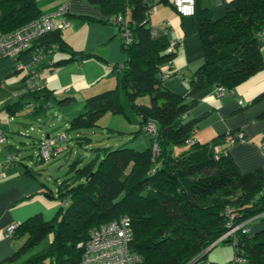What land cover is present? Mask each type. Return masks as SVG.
Segmentation results:
<instances>
[{"label":"trees","instance_id":"16d2710c","mask_svg":"<svg viewBox=\"0 0 264 264\" xmlns=\"http://www.w3.org/2000/svg\"><path fill=\"white\" fill-rule=\"evenodd\" d=\"M86 1L109 17L107 23L124 16L132 41L122 43L126 59L119 67L117 86L88 98L84 112L69 121L64 139L72 134L84 146L89 140L80 135L83 130L97 126L108 112L129 120L125 109L138 119L135 137L141 132L151 137L140 151L127 145L93 150L97 158L82 167L78 166L81 159L71 162L55 191L43 184L44 196L61 207L49 222L37 215L16 225L12 238H24L17 254L51 235L46 249L21 264H76L89 232L124 215L134 232L130 250L140 264H214L206 262L204 251L243 223L246 232L240 229L216 245L231 244L234 258L242 259L239 264H264V229L252 233L247 228L252 222H264V178L256 172L241 174L228 153L217 151L218 141L195 142L198 119L187 120L194 94L216 87L233 90L264 69V0H231L218 20L196 8L193 17L203 64L183 98L169 92L159 76L175 55L167 51L168 37H154L148 26L150 9L171 5V0ZM41 14L35 0H0V31L11 32ZM53 45L56 50L64 48L55 30L37 40L31 50ZM71 54L70 60H75L76 53ZM45 92L41 87L22 95L29 100L25 107H41L40 102L48 99ZM144 97L149 105L137 103ZM187 97L190 100L185 102ZM150 123L153 132L147 129ZM229 134L234 133H227L222 142H228ZM177 148L184 150L176 154Z\"/></svg>","mask_w":264,"mask_h":264},{"label":"crops","instance_id":"0c3cea01","mask_svg":"<svg viewBox=\"0 0 264 264\" xmlns=\"http://www.w3.org/2000/svg\"><path fill=\"white\" fill-rule=\"evenodd\" d=\"M230 1L196 0V8L207 11L214 20H218L226 14ZM35 2L43 14L65 6L67 12L62 19L68 22V27L57 29L61 19L55 21V31L59 32L64 48L55 50L42 61L43 72L39 81L48 99L40 102L41 107L26 108L24 103L29 100L15 96L25 84V72L18 66L28 63L36 49L20 60H0V137L6 140L0 143V172L4 173L0 178V264H8L12 260L21 264L33 256L17 254L24 238L7 239L1 236L8 227L37 215L49 222L61 207L43 194V184L49 186L41 165L49 161L37 157L38 148L46 140L59 146L62 149L60 154H64L66 150L69 152V142L74 136L67 134L64 139L67 143L62 146L64 141L59 143L48 133L26 135V129L43 123L48 110L59 111L64 123L69 125V121L76 117L73 116L75 112L80 107L85 108L88 98L117 86L121 74L119 67L126 59L117 27L107 23L109 17L86 0ZM130 15L128 12V19H131ZM148 16L153 36L167 35L169 42L177 45L173 60L163 67L164 73L171 75L163 85L172 94L183 98L187 96L190 81L203 64L196 20L193 16L177 14L172 4L161 5ZM73 52L76 58L70 60ZM81 55L88 58L80 60ZM50 60L53 66H48ZM190 98L195 103L187 114V120L198 119L193 140L201 144L218 141L217 151L228 153L241 174L256 172L264 178V150L261 147L264 140V69L233 90H225L222 96L212 89L198 92ZM190 98L187 97L185 102ZM231 132H242L244 140L233 144L222 142V138ZM22 138L29 141L24 143ZM9 157L13 158L10 162L7 161ZM247 228L256 233L264 229V222H252ZM20 255L23 256L18 258Z\"/></svg>","mask_w":264,"mask_h":264},{"label":"built area","instance_id":"2783aa9c","mask_svg":"<svg viewBox=\"0 0 264 264\" xmlns=\"http://www.w3.org/2000/svg\"><path fill=\"white\" fill-rule=\"evenodd\" d=\"M172 6L176 13L182 17H191L195 14L196 0H174ZM156 8V6H153L149 14L154 13ZM66 12V7L62 6L53 12L41 14L38 18L11 32L3 33L0 31V60L6 58L20 60V58L26 56L37 40L56 30L55 21L58 19H61V21L57 29L61 30L68 27V22L62 19L66 15ZM113 25L117 27L122 43L124 45L130 44L132 41V32L128 20L122 15H117L113 18ZM56 49V45L46 50L37 49L30 55L28 63L19 64L18 69H22L25 72V84L24 88L15 95L16 97L41 89L39 79L43 72L42 61L45 57L54 53ZM167 51L177 53L176 43L170 42ZM48 66H53L52 60L48 62ZM176 75H178V73ZM160 77L165 81L170 79L171 75L169 73H162ZM215 91L218 96H222L224 89L222 87H217ZM239 104H242V102H239ZM147 129L149 132H153L155 129L154 124L150 123ZM62 139H64V134L62 137H59L57 141H61ZM226 140L230 143L243 141L244 134L242 132H236L232 135L229 134ZM5 141L4 137H0V143H5ZM189 142L190 140L187 141V143ZM261 147L264 150V140ZM155 148L156 146H154V149ZM61 152L62 149L59 146H53L51 142L45 140L41 144L39 157L46 161L49 160L51 156H58ZM11 160L12 158L9 157L7 161L10 162ZM3 176L4 173L0 172V178ZM244 224L245 223L231 227L219 240L234 235L235 232L240 229L246 232V228H243ZM15 228L16 225H11L1 236L11 239ZM133 236L134 232L131 220L125 215L115 220L102 223L91 230L87 241L83 245H80V247H82V253L76 264H140L141 259L130 250ZM240 262H242V259L235 257L232 264H239Z\"/></svg>","mask_w":264,"mask_h":264},{"label":"rangeland","instance_id":"374dc122","mask_svg":"<svg viewBox=\"0 0 264 264\" xmlns=\"http://www.w3.org/2000/svg\"><path fill=\"white\" fill-rule=\"evenodd\" d=\"M138 103L147 105L149 104V99L147 97H144L142 99H139ZM77 105L79 106V103ZM84 109L80 107V109H78V111H76L73 116L80 115L82 112H84ZM125 111L126 115L128 114L130 121L126 118V116L124 117L123 115H115L110 112L105 113L99 118L97 126L85 129L80 133V135L88 139L89 142L84 143V146H80L76 143V140H74V137L72 136L73 138L69 142V152H67L66 150V153L60 154L58 157H55L49 162L41 165L42 174L44 175V177L48 178V186L50 189L55 191L57 180L63 178V176L67 172L68 165L74 160H82V163L78 165L80 167L91 162V160H95V158H97V152L93 150L101 148L115 149L119 146L127 145L128 147L140 151L148 145L149 138L151 137V135L146 132H141L135 137L134 132L138 130V119L128 109H125ZM67 127L68 125L64 123V117L59 115V111L48 110L47 116L44 118V122L40 124L36 123V125H33L31 127L28 126V128L26 129V135H35L36 133H48L51 137L56 138V140H58L59 137L63 136L64 131ZM22 141L24 143H27V141L29 140L22 138ZM63 141L64 139L58 142L60 143ZM65 141L62 143V146L67 143ZM183 150L184 148H177L175 153L179 154ZM100 156L101 155H99V158ZM77 164L79 163L77 162ZM50 236L48 235L47 237H45L42 241H40V243L28 250L23 255L29 257L46 249L49 246ZM220 241L223 240H217L214 245H216ZM206 250L204 251V253H207V263L210 262L214 264H229L232 260H234L233 246L231 244H228L227 242L220 243L214 246L209 250V252H206ZM23 255L18 256V258ZM19 263L20 262L18 260H12L8 262V264Z\"/></svg>","mask_w":264,"mask_h":264},{"label":"water","instance_id":"95a60500","mask_svg":"<svg viewBox=\"0 0 264 264\" xmlns=\"http://www.w3.org/2000/svg\"><path fill=\"white\" fill-rule=\"evenodd\" d=\"M214 244H215V243H214ZM214 244H213L212 246H214ZM212 246L209 247V248H207L206 252L209 251V250L212 248Z\"/></svg>","mask_w":264,"mask_h":264}]
</instances>
